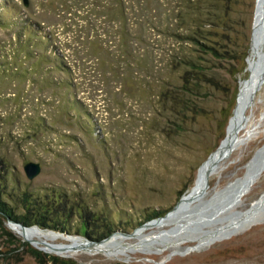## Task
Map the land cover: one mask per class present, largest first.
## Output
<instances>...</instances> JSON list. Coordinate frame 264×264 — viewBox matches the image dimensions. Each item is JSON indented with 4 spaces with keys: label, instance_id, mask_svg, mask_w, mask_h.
<instances>
[{
    "label": "rangeland",
    "instance_id": "374dc122",
    "mask_svg": "<svg viewBox=\"0 0 264 264\" xmlns=\"http://www.w3.org/2000/svg\"><path fill=\"white\" fill-rule=\"evenodd\" d=\"M26 1L0 0V200L27 215V194V210L40 203L56 225L24 231L62 239L19 236L0 213V264H264V201L248 212L264 194V168L249 191L231 197L264 144V81L235 148L182 201L224 136L245 58L255 62L254 0H228L230 35L247 46L233 60L204 62L219 87L174 97L184 69L174 61L194 52L172 30L209 0ZM28 161L39 165L31 179L22 170ZM180 200L168 224L104 246L154 215L163 219Z\"/></svg>",
    "mask_w": 264,
    "mask_h": 264
},
{
    "label": "trees",
    "instance_id": "16d2710c",
    "mask_svg": "<svg viewBox=\"0 0 264 264\" xmlns=\"http://www.w3.org/2000/svg\"><path fill=\"white\" fill-rule=\"evenodd\" d=\"M208 5L209 6L205 7L204 10L197 6L191 7L190 20L186 22H189L188 25L180 26L183 27L181 30H172L174 36L179 40L191 43L194 52L193 56L182 57L174 61L179 65L182 64L184 69L179 77V84L175 86L177 90L172 92L173 97L178 93L191 95L201 94V89L204 85H210L215 88L219 87V83L214 81V79L206 73L208 65L204 62L209 61L212 64L214 62L213 60H233L237 58L247 46L246 43L241 47L236 41V38L230 35L233 28L228 21V0H209ZM162 95L166 97L165 92ZM180 103H182L180 99L175 102L176 105ZM22 201L24 203L22 208L25 209L23 213L27 215H13L5 202L1 200L0 213L13 221L20 222L24 226L36 224L43 228H55L53 226L56 224H50L49 218L46 217L45 206H41L40 203L36 204L34 202V205L41 207V209L35 208L34 211H29L27 210L29 208L27 206L30 204L29 196L24 194ZM157 216L158 215H154L150 217L153 218ZM1 229L0 227V230ZM57 230L62 231L60 228H57Z\"/></svg>",
    "mask_w": 264,
    "mask_h": 264
},
{
    "label": "bare ground",
    "instance_id": "6f19581e",
    "mask_svg": "<svg viewBox=\"0 0 264 264\" xmlns=\"http://www.w3.org/2000/svg\"><path fill=\"white\" fill-rule=\"evenodd\" d=\"M257 6H260V2L258 0H257ZM257 6H256V9H257ZM260 13H261V10L257 11V13L255 12L254 25H253V33H254V27H255L256 20H257V18H258V16H259ZM263 20H264V14L262 16V21ZM253 33H252V43H251L249 55L250 54L253 55V57H255L254 59H256V57L263 50L260 49V52L258 54H257V52H254V50H253V42H254ZM246 61L248 63V58L246 59ZM248 66H249L250 77H249V80L248 81H246V82H240L239 83L240 88H239V96H238V101H237V107H236V110H235L234 117L230 121V123H229V125L227 127V137H226V140L222 143L221 147L212 155L210 161L208 163H205V164H203V165H201L199 167V169L197 171V178H196V181H195V185H194L193 191L192 192H189L186 197H183L184 198V199L182 198L183 200L181 199L184 203H186L189 200H191L198 193V191H199V189L201 187V183L204 181L205 174H207V176H206L207 178H208V176H210L212 174H215L216 167H217V164H218L219 160L220 159H223L225 157H228L229 153L235 148L236 144L238 143V141L237 142L234 141L233 142V146H234L233 149H231V151L227 155L224 154L226 148L228 147L229 143L233 139V128H234L235 124L239 121L240 108L242 106V103L244 101L245 96L247 95V92H248V89H249V85H250V83H251V81L253 79V67H252L253 64L250 65L248 63ZM248 177H249L248 176V173L246 172L245 175L243 176V178L241 180H239V183H238L237 188L232 192V195H231L232 198H237V197L239 198V196H241L244 193H246L247 191H249L248 189L251 186V184L254 182V180L252 182H250L249 179H248ZM194 193H195V195H194ZM262 196H263V198L261 199ZM262 196L258 199L260 201L257 200L256 202H254L251 205V208L248 210L249 213L253 210L252 209L253 206L255 208L256 206H258V204L260 205L264 201V194ZM182 201L180 203H178L169 213H167L168 216L166 214L165 215L166 217L164 216L165 218L162 217L163 219L158 218V219H153V220H150V221L146 222L144 225L141 226V227H143V226L144 227L140 231H138L136 233L133 232V233L128 234L126 236H116V237H112V238L108 239L105 242L104 246H113V245H115V242H117L118 240H127V239H129L131 237L133 238L135 236H138V234H140L141 232H143L145 230L153 229V228L160 227V226H163V225L168 224L170 222L169 220L171 219V217L175 214V212L178 211V209H176V208L182 203ZM257 202H259V203H257ZM254 204H256V205H254ZM27 228L28 227H25L24 229H22V228H20L17 225H11L10 226V229L14 233L18 234L19 236L27 237V238H34V239H36L38 241H41V242H53L57 238L62 239L61 236H59L57 233L54 234L53 232L52 233H49V232H46V231L40 232L41 230L40 231L39 230H36V231H24ZM32 228H36V227H32ZM23 239L26 240L25 238H23ZM103 241H101V242H103ZM101 242H97L95 244H99ZM30 243H32V242L30 241ZM92 245H94V244H92ZM39 249L40 250H43L42 248H39Z\"/></svg>",
    "mask_w": 264,
    "mask_h": 264
},
{
    "label": "water",
    "instance_id": "95a60500",
    "mask_svg": "<svg viewBox=\"0 0 264 264\" xmlns=\"http://www.w3.org/2000/svg\"><path fill=\"white\" fill-rule=\"evenodd\" d=\"M21 4L23 7H26L27 1L21 0ZM256 6H257V0H254L252 21H251L250 35H249V50H250L251 43H252V33H253V25H254V16H255V12H256ZM257 33H258L257 34V41L259 43H263L264 42V20L262 21L261 28L258 30ZM246 58H245L246 70L248 71V73H247L246 78L238 81V85L241 81L242 82L248 81L249 77H250L249 66H248V63L246 61ZM252 67H253V79L249 85L247 95L245 96L244 101L242 103V106L240 108V113H239V121L240 122L238 121L233 128V139L229 143L228 147L226 148V150L224 152L225 155H227L231 151V149H233V147H234L233 142L235 141L236 134H237L238 130L243 127V125L245 124V120H247V118L249 116V115H244V111L246 109L250 108V105L253 103L256 92L259 90L261 84L264 81V49L256 57L255 62L253 63ZM238 96H239V87H237V91H236V94L234 97V104H233V107H232L231 112H230L231 114L227 119L224 136L219 141V143L217 144L215 149L212 150L210 153H208L206 158L199 164V166L196 169V172L201 165L208 163L210 161L212 155L221 147L222 143L226 140L227 127H228L230 121L234 117L235 110L237 107ZM263 168H264V144L262 146H260L257 150H255L252 157L250 158V160L246 164L245 171L243 174L245 175V173L247 172L248 176H249L248 179L250 182H252L253 180H255L258 177V175L263 170ZM22 170H23L25 177L27 179H31L39 172V165L37 162L28 161L22 165ZM206 176H207V174H205V177H204L205 185H206V180H207ZM154 219H158V217H156ZM8 221H10V220H8ZM145 223H143L142 225H144ZM10 224L17 225L22 229L25 228V226H23L21 223H16V222L10 221ZM93 243H95V242H93V241L87 242V244H89V245H92Z\"/></svg>",
    "mask_w": 264,
    "mask_h": 264
}]
</instances>
